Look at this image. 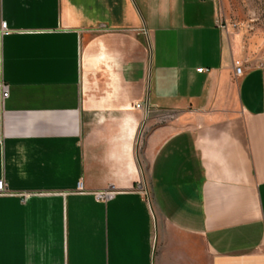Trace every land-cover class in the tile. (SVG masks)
<instances>
[{
  "label": "crops",
  "instance_id": "obj_1",
  "mask_svg": "<svg viewBox=\"0 0 264 264\" xmlns=\"http://www.w3.org/2000/svg\"><path fill=\"white\" fill-rule=\"evenodd\" d=\"M219 8L0 0V264H264V64Z\"/></svg>",
  "mask_w": 264,
  "mask_h": 264
},
{
  "label": "rangeland",
  "instance_id": "obj_2",
  "mask_svg": "<svg viewBox=\"0 0 264 264\" xmlns=\"http://www.w3.org/2000/svg\"><path fill=\"white\" fill-rule=\"evenodd\" d=\"M227 41L248 66L264 64V0H220Z\"/></svg>",
  "mask_w": 264,
  "mask_h": 264
},
{
  "label": "built area",
  "instance_id": "obj_3",
  "mask_svg": "<svg viewBox=\"0 0 264 264\" xmlns=\"http://www.w3.org/2000/svg\"><path fill=\"white\" fill-rule=\"evenodd\" d=\"M218 24L219 26L224 29L225 25L224 22H222L221 17H218ZM8 31V23L7 21H2L1 23V33H5ZM235 64V71L237 75L242 74L243 70H244V63L241 62L240 60H235L234 62ZM204 68H198V71H203ZM0 90L3 92V97L7 98L10 94L9 91V87L7 84H5L4 82H0ZM138 107H141V104H138ZM78 190L79 191H84V183L82 181H80L78 183ZM9 189L7 187V184L5 182L4 179L0 180V195L2 194H7L9 193ZM118 192V189L115 187V185H110L108 188L103 189V190H99L95 192V197L96 199L100 200V201H107L111 198H113L116 193Z\"/></svg>",
  "mask_w": 264,
  "mask_h": 264
}]
</instances>
